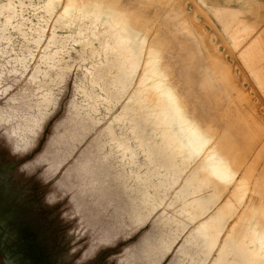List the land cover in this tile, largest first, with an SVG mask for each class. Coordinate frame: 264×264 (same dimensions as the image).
<instances>
[{
    "label": "bare ground",
    "instance_id": "6f19581e",
    "mask_svg": "<svg viewBox=\"0 0 264 264\" xmlns=\"http://www.w3.org/2000/svg\"><path fill=\"white\" fill-rule=\"evenodd\" d=\"M90 2L108 11L80 13L72 8ZM191 6L188 0H0V96L23 78L8 98L38 105L34 116L23 113L8 130L16 149H25L29 125L37 121L44 128L75 70L68 110L48 140L61 152L59 160L47 178L42 176L44 166L37 168L43 182L57 176L56 187L96 149L102 152L96 157L104 156L103 165L116 161L119 187L131 202L128 226L99 248L129 239L158 211L150 230L135 241L138 260L158 256L156 264H264V117L239 105L250 91L246 80L236 90L235 54L228 48L230 53L224 54L215 33L191 26L189 14L201 21ZM231 15L230 22H240L235 12ZM239 27L228 26L231 44L251 67L252 32ZM151 48L160 55L159 66L152 61ZM165 76L178 97L166 92ZM3 114L0 109V126ZM80 117L88 120L85 132L75 133L76 138L63 133L67 122L73 125ZM179 183L190 192L177 191ZM210 187L214 195L226 197L223 203L216 196L207 199L210 195L199 200L201 190ZM54 191L45 196L49 203L58 197ZM70 191L59 196L70 199ZM193 212L207 218L191 224L187 221ZM88 246L77 264L88 261L83 258Z\"/></svg>",
    "mask_w": 264,
    "mask_h": 264
},
{
    "label": "rangeland",
    "instance_id": "374dc122",
    "mask_svg": "<svg viewBox=\"0 0 264 264\" xmlns=\"http://www.w3.org/2000/svg\"><path fill=\"white\" fill-rule=\"evenodd\" d=\"M188 1L192 4V10L194 12H198L199 19H201V21H195V19L193 20L194 15L189 14L188 18L191 26H196L199 30L203 27V33L205 32V34L210 32L215 33L217 41L223 46L224 54L230 53L228 49L232 50L235 54L234 66H237L238 70V76L235 78V82L237 84L236 90L241 89V81L246 80L245 82L248 87L246 90L250 91L248 100H243L242 103H239V105H245L249 108V111H255L256 109L255 112L257 115L264 117V0ZM197 7H199V9ZM72 8L75 12L80 13L83 11H91L94 14H98L108 11L107 8H102V6L97 2H90L87 6H75ZM58 10L60 11L59 8ZM232 12L236 13L237 18L240 20L239 23L230 22L229 17L232 16ZM72 15H74V13ZM111 18L115 19L114 14H111ZM118 21L125 22V20L122 19ZM228 26H240L239 30H243L246 33L252 32L250 39H252L251 42L255 55H253L254 62L251 67H249L245 62V56L241 55L240 52L232 46ZM98 34V37L102 38L101 30ZM222 37L223 39H221ZM208 47H211V45L209 44ZM243 48H245V46ZM207 51L211 52L208 48ZM154 53L155 52L152 49V61L156 66H159L160 55L158 53L154 55ZM204 56L207 57L206 54H204ZM204 63L209 64L207 58H204ZM242 64H244L246 68ZM244 70L247 73H245ZM75 73L76 71L73 70L66 79L64 88L57 101L58 105L46 121L44 128V123L41 127H39L37 121H33L32 124L29 125L27 129V131H29L26 136L27 146L25 149H16V138L13 134L9 133V130L18 124L16 121L21 118L23 113L27 115L32 114L34 116L38 109L37 102L31 103L29 100L25 101L21 98H8L23 83V78L16 81L11 89L0 96V109L5 113L2 115L4 117L3 125L0 126V164L5 166L17 163V165L12 168L11 172L7 175V178H9L5 188L7 202L12 205L17 204L15 211L23 216L22 224L29 226L31 230L37 232L41 247L49 250L53 259H55V264H77L88 244L89 246L83 257L84 261L88 260L85 264H153L155 261L157 262L158 256L157 259L156 256L147 257L144 262L138 260L135 241L150 230L153 220L159 213L158 211L153 213L148 222L144 226L137 229V231L134 232L129 239H121L113 245L99 248L100 245L106 241L107 237L124 231L126 229L125 227L128 226V210L131 208V202L130 199H127V197L125 199V191L122 192V189L119 187L121 177L116 175V169L113 167L116 163L115 160L108 162L105 159L106 162L105 165H103L102 158L104 156H102V158L96 157L102 152H97V149H94L95 151L92 152L91 155L90 153L87 155V159L89 160H86V157H82V164H78L74 170L70 172L69 176L71 177H68L66 180L64 178L63 181H58L56 187L54 182L57 179V176L52 178L49 182L42 181V176L47 178L50 175V172L55 170L57 161L60 157L59 154L61 152L58 149L53 150L51 146L52 141L49 144L48 140L56 132L58 122L62 120L68 110V104L73 93ZM243 78L245 79L243 80ZM250 78L254 81L251 82L252 80ZM249 79L250 81H248ZM164 87L168 94L178 97L177 91L172 85L170 79L166 76L164 78ZM234 93L235 95H238L239 92L237 93V91H235ZM254 93L257 95L255 96ZM238 97L240 99L246 98L243 95H238ZM124 101L125 100L119 102L116 107L119 108ZM14 106H18L19 108L17 107V109H15ZM181 110L185 112L187 111L186 108L182 106ZM261 121L264 122V118L261 119ZM20 123H22V121ZM87 123V119L80 117L73 125H69L67 122L62 127V131L63 133L68 132L72 138H76L77 135L75 136V133L78 134L85 132V130L90 127ZM102 125L103 122L97 126L96 130L101 128ZM94 134L95 131L92 132V136ZM72 138L69 137L68 139L71 140ZM35 144L36 146L32 148ZM46 145V149L42 152ZM83 146L84 145H80L79 149ZM12 147L15 152L22 155L15 154ZM27 151L29 152L25 153ZM40 152L42 153L39 154ZM37 155L38 157L35 158ZM71 159L72 158H70L68 162L71 161ZM40 165L44 166L42 176H40L41 169L37 168V166ZM108 165H111L112 168L107 169ZM25 168L28 172L31 171L28 175H26L25 171L23 172V169ZM4 178L5 177L3 176L0 177V183L4 182ZM130 185L131 184H127L128 187ZM185 185V183H182L181 185L179 183L176 186L177 191L180 190L179 192L185 194L188 191L190 192L188 186ZM211 188L212 187L203 188V191L207 189V192L203 193L201 190L202 194L199 195V200L202 201L203 196L206 197L210 195L207 199L216 200V197H219L220 200L217 202L223 203L226 197L223 199L224 196L221 198V195H214V189ZM52 191H54V196L58 197L49 203L45 199V196ZM65 191H70V199L68 194L59 196ZM210 193H213V198ZM230 193L231 190H229L228 195ZM123 196L126 200V207L121 205ZM185 197L188 196L186 195ZM195 214L196 212L191 213V215H189L191 221L187 222L192 224L199 221L198 223H200V221L207 218L204 213H200L199 215L196 214V216ZM10 228L14 229L12 225ZM128 245L129 251L122 254L124 247ZM70 250L73 251L71 257L69 259H65L64 255ZM0 264H4L1 256Z\"/></svg>",
    "mask_w": 264,
    "mask_h": 264
},
{
    "label": "water",
    "instance_id": "95a60500",
    "mask_svg": "<svg viewBox=\"0 0 264 264\" xmlns=\"http://www.w3.org/2000/svg\"><path fill=\"white\" fill-rule=\"evenodd\" d=\"M17 163L3 166L0 164V177H5L4 182L0 183V256L4 264H31L27 252L19 247L11 246V240L17 235V231L22 224L23 216L15 211L17 204L7 202L6 183L8 182L7 175L11 172ZM12 205V208H11ZM15 226L11 229L10 226ZM42 263V261L40 262ZM55 264V259H53Z\"/></svg>",
    "mask_w": 264,
    "mask_h": 264
},
{
    "label": "flooded vegetation",
    "instance_id": "af4514ba",
    "mask_svg": "<svg viewBox=\"0 0 264 264\" xmlns=\"http://www.w3.org/2000/svg\"><path fill=\"white\" fill-rule=\"evenodd\" d=\"M13 227L15 228V226ZM37 235V232L31 230L29 226L24 225L19 228L17 235L11 240V246L24 248L30 258L31 264H53L52 254L49 250L41 247ZM41 261L42 263H40Z\"/></svg>",
    "mask_w": 264,
    "mask_h": 264
}]
</instances>
